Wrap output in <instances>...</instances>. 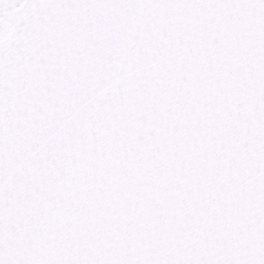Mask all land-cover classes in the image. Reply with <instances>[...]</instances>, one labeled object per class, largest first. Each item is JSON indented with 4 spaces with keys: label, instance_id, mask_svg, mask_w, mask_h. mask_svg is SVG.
Returning a JSON list of instances; mask_svg holds the SVG:
<instances>
[{
    "label": "snow or ice",
    "instance_id": "snow-or-ice-1",
    "mask_svg": "<svg viewBox=\"0 0 264 264\" xmlns=\"http://www.w3.org/2000/svg\"><path fill=\"white\" fill-rule=\"evenodd\" d=\"M0 264H264V0H0Z\"/></svg>",
    "mask_w": 264,
    "mask_h": 264
}]
</instances>
